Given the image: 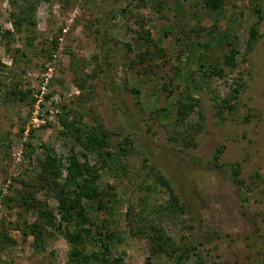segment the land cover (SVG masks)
<instances>
[{"label":"rangeland","instance_id":"1","mask_svg":"<svg viewBox=\"0 0 264 264\" xmlns=\"http://www.w3.org/2000/svg\"><path fill=\"white\" fill-rule=\"evenodd\" d=\"M31 1L35 23L17 32L12 20L23 0H0V264H74L71 245L60 232L37 248L32 235L21 230L35 215L19 193L24 183H38V163L46 150L62 161L59 181L72 152L96 164L99 185L109 197L108 207L91 215L102 223L103 233L114 235L104 264H175L168 255H152L147 237L136 234L152 217L186 246L205 232L219 234L204 238L209 242L201 247L200 260L190 254L180 264H264L246 245L253 238L249 218L264 233V198L258 195L262 199L244 206L236 185L212 164L222 146L220 161L239 162L243 177L258 172L264 180V0H222L215 10L204 8L202 0H164L161 12H156L160 0H146V6H133L105 23L106 11L128 0ZM254 23L259 36L247 51ZM105 30L109 36L100 41ZM146 30L163 53L147 46ZM229 41L239 51L234 70L223 64ZM105 44L108 68L104 58L99 60ZM147 49L155 51L150 66L138 62L132 68L130 60L136 63ZM212 65L223 72L206 75ZM15 84L27 92L24 100L11 96ZM125 85L138 89L139 105ZM235 87H241L239 99L220 122L213 99L230 98ZM191 97L198 99L202 129L196 146L185 148L170 136L178 101ZM189 120H199L197 113ZM75 125H101L107 146L98 154L83 150L71 133ZM122 136H129L123 149ZM145 159L171 181L188 213L172 216L162 208L168 194L147 175ZM37 187L31 188L35 199L55 209L58 190Z\"/></svg>","mask_w":264,"mask_h":264},{"label":"trees","instance_id":"2","mask_svg":"<svg viewBox=\"0 0 264 264\" xmlns=\"http://www.w3.org/2000/svg\"><path fill=\"white\" fill-rule=\"evenodd\" d=\"M204 3V8L210 10H215L219 8V3L222 0H202ZM166 1L160 0L158 3L157 11L161 10L166 6ZM146 0H128L124 5L116 9H109L104 15V23L108 20L118 17L125 16L127 11L135 6H146ZM34 9L35 4L31 0H23L22 5L18 9V13L13 16L12 24L15 27V30H19L23 25H27V30L30 25L34 24ZM260 13L259 11H257ZM98 33L99 30H97ZM0 33H3L0 31ZM4 33L9 34V30H5ZM108 34V30H105L100 35V41H103ZM147 43V46L157 47L155 50L162 52L161 47L158 48L156 41L150 36L149 30H146L145 35H142ZM259 36V30L257 23H254L249 28L248 38L245 41V48L247 51H250L254 48V44L257 42ZM28 41V40H27ZM234 41L228 42V49L224 54L223 64L229 70H234L236 67L235 56L239 52L236 48ZM200 44L199 42L197 43ZM104 47V45H103ZM104 61L108 65L110 64L109 55L110 50L107 44H105V49L102 52ZM201 55H198V59L202 58ZM155 59V51L147 49L143 54L139 55L138 61L130 60V65L134 68V64L145 63L150 66L152 60ZM202 63V60H199ZM178 69V68H177ZM208 74H221L223 72V67L210 66ZM174 76L178 75L176 69H174ZM174 76H171L173 78ZM111 78V77H110ZM84 86V84H83ZM81 86V87H83ZM240 86V85H239ZM162 88L167 89L166 83H162ZM125 89L131 91L136 96L135 103L140 104L139 100V91L133 87L125 85ZM241 87H235L233 93L230 94V98L220 100L219 98L213 99L215 106L216 116H218L220 122L227 120L232 114V109H234L238 97L240 96ZM11 96L15 95L16 99L24 100L27 96V92L23 89L18 88L17 84L13 86L10 90ZM232 98V99H231ZM233 100L230 103L229 100ZM199 105L198 99L191 97L188 101H178L176 105L175 116L173 120L172 130L173 135L170 136V139L174 143H181L183 147H193L196 146V136L199 131L202 129L201 119L203 114L201 110L196 109ZM225 109H227L225 111ZM191 113H197L199 120L195 122L188 121ZM151 116V115H150ZM146 124L148 122L146 121ZM75 142L81 144L83 150L97 153L100 149L105 148L107 145V131L102 129L101 125L98 127L93 126H78L75 125L71 131ZM107 134V135H106ZM129 136H122L119 141L120 146L125 148L129 141ZM223 147H217L215 153L213 154L212 164L216 168L225 171L229 176V179L236 185L238 197L241 203L246 206L252 202V199H262L259 196L264 198V180L260 173L254 172L250 174L249 177H243L241 171V164L239 162H223L220 161V156L222 153ZM45 156L42 161H39L38 166H40V171L37 174V182L34 186H38L36 190H39L40 187L48 188L52 190H58V206L54 209L51 207H46L41 201L35 199V196L32 194V185L30 183H24L23 190L19 194L22 196L21 203L27 207L28 212L32 215H35L32 222H26L22 232L24 235L30 234L33 237V243L37 248L44 246V242L50 236H52L54 231L60 232L70 243V260L74 264H84L88 261H93V264H104L109 261L110 251L113 247L114 235L111 231H105L101 229L102 223H97L95 218L91 215L92 212H97L99 209H105L108 207V192L104 189H101L99 185V173L96 168V164L92 165L87 160L80 161L75 152H72L66 159L68 161L66 168V176L63 181H59L62 170V161L57 158L54 153L50 151H45ZM146 172L148 176H152L154 183L162 185L168 194V199L165 201V204L162 205V208L170 213L172 216H181L188 213L187 206L184 201L181 200L180 195L175 190L171 181L160 172L153 163H150L149 159H145ZM55 210L58 213L59 217L56 216ZM131 212V213H130ZM131 208L128 209L126 219L131 225L134 220L132 216ZM264 219V211H263ZM146 223L139 225L138 231L136 234L145 235L149 241L150 251L152 255L165 254L173 258L175 264H180L184 258L188 255H196L200 260L201 247L209 242L204 238L209 234L210 239H213L212 236L216 238L219 234L211 235L210 233L205 232L204 237L196 238L190 240L189 245L179 244L174 238L169 236L162 226L155 221V218L146 219ZM253 227V238L249 235L248 238H251V242H248L246 245L251 247L253 250L258 251V255L264 258V233L261 232V229L258 227V222L249 218ZM191 228L193 225L189 224ZM73 228H72V227ZM191 235H193L191 233ZM13 242V241H12ZM261 257V258H262ZM199 264V262H197Z\"/></svg>","mask_w":264,"mask_h":264}]
</instances>
